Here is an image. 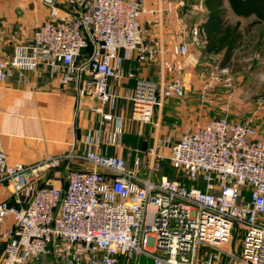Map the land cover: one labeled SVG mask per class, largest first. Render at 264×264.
I'll use <instances>...</instances> for the list:
<instances>
[{
  "label": "built area",
  "instance_id": "built-area-1",
  "mask_svg": "<svg viewBox=\"0 0 264 264\" xmlns=\"http://www.w3.org/2000/svg\"><path fill=\"white\" fill-rule=\"evenodd\" d=\"M54 1L45 0L52 17L36 28L32 42L17 46L12 55L0 47V77L17 74L22 82L26 71L44 66L59 74L62 84L82 81V91L101 104L113 102L118 94L110 79L134 76L124 72L123 60L152 51L139 21L142 3L66 0L76 10L61 15ZM180 6L191 8L186 1ZM164 10L170 8L152 11ZM191 34L194 44H205L200 26ZM89 42L94 45L91 58L77 64ZM180 50L186 54L188 45L182 43ZM83 73L89 78L82 80ZM226 83L231 85V78ZM186 90L182 77L164 82L136 78L129 95L134 118L159 127L157 109L168 99L182 98ZM208 94L204 86L202 96ZM255 103L264 109V95ZM96 111L114 119L102 107ZM110 141L121 145L119 125ZM87 142L94 144V137ZM144 154L146 163L137 152L129 164L123 156L89 147L74 157L93 168L71 170L65 187L37 186L63 156L10 162L0 131V185L15 200H0V224L10 223L0 228L6 238L2 264H42L47 258L63 264H140L142 256L154 264H264V137L253 117H211L178 137L158 135ZM166 160L192 186L155 173Z\"/></svg>",
  "mask_w": 264,
  "mask_h": 264
},
{
  "label": "crops",
  "instance_id": "crops-1",
  "mask_svg": "<svg viewBox=\"0 0 264 264\" xmlns=\"http://www.w3.org/2000/svg\"><path fill=\"white\" fill-rule=\"evenodd\" d=\"M138 1L143 5L139 21L144 29V43L152 51L145 54L134 52L130 59L123 60L124 72L134 76L110 79L112 88L118 94L113 102L101 104L82 91V81L62 84L59 74L44 66L36 71H26V78L22 82L17 74L0 77V131L10 162L29 164L48 155L63 156L61 165L47 172L37 182V186L65 187L71 170L93 168L91 164L74 157L84 154L89 147L99 153L123 156L129 164L133 163L134 155L140 152L146 163L144 152L158 135L174 133L178 137L182 132L204 124L211 118L196 106L185 101L183 104L185 96H196L200 89L207 86L205 81H213L207 78L203 66L208 60L220 57L205 53V44H194L192 41V29L201 26L206 20L204 0ZM183 1L189 2L191 8L180 6ZM54 4L61 8V15L76 10L66 0H55ZM225 7L226 16L231 22L240 20L245 26L255 20V16H237L228 2ZM157 8L170 10L159 13L152 11ZM187 10L188 14L185 13ZM51 12L52 7L45 6L42 0H0V47L12 55L17 46L32 42L36 28L52 17ZM252 30L261 32L256 41L262 51L260 58L264 59V25L257 24ZM182 43L188 45L186 54L180 50ZM93 51L94 45L89 43L76 58V63L87 62ZM118 55L122 57L124 51L119 50ZM259 71L264 72V63ZM82 77L85 80L89 75L83 73ZM176 77H182L186 82L185 96L181 102H177L179 98L168 99L157 109L155 120L160 123L159 127L136 120L133 116V103L129 98L136 78L164 82ZM97 107H102L105 113L113 114L114 119H104V114L96 111ZM254 107L241 120L253 117L264 137V109H259L256 104ZM224 111L227 117L239 120L230 109L225 108ZM118 125L122 135L120 146L110 141V135ZM88 136L94 137V144L87 142ZM8 198L12 203L15 202L7 186L1 184L0 200ZM22 198L23 205H26L25 195ZM9 224L1 223L0 228ZM5 244L6 238L0 236V264ZM47 260L42 264H46Z\"/></svg>",
  "mask_w": 264,
  "mask_h": 264
},
{
  "label": "rangeland",
  "instance_id": "rangeland-1",
  "mask_svg": "<svg viewBox=\"0 0 264 264\" xmlns=\"http://www.w3.org/2000/svg\"><path fill=\"white\" fill-rule=\"evenodd\" d=\"M45 6L50 7L45 0H42ZM253 31V30H252ZM261 32L254 30L250 32V35L246 38L243 46L235 54L232 64L226 67H220L219 57L212 58L207 61V64L203 66L204 72L207 78H211L213 81H205L208 86L209 94L202 96V89L196 94V96H183L176 99L177 102L181 99L187 103L196 106L199 110L207 112L210 117H222L228 116L224 111L225 108L230 109L235 118L241 120L244 119L251 110L255 107V100L257 96L263 94L264 89V72L259 71L261 64L264 63V59L260 58L262 51L257 44L256 39L260 37ZM262 62V63H260ZM212 66V68H209ZM227 78H231V85L226 83ZM190 99V100H189ZM176 102V103H177ZM189 104V105H190ZM187 105V106H189ZM186 107V106H185ZM164 111V110H163ZM174 134V133H173ZM158 170L157 174H166L171 179L180 181L187 186H192V182L187 178L186 174L175 167L170 161H166ZM169 168L171 173L168 175V171L164 168ZM152 209V207H150ZM236 230L234 231L235 234ZM244 234L241 231L236 238V244H238V251H242L241 240ZM227 261L225 260L226 264ZM46 264H63L57 263L52 258H48ZM140 264H154L152 260L143 256L140 260Z\"/></svg>",
  "mask_w": 264,
  "mask_h": 264
},
{
  "label": "trees",
  "instance_id": "trees-1",
  "mask_svg": "<svg viewBox=\"0 0 264 264\" xmlns=\"http://www.w3.org/2000/svg\"><path fill=\"white\" fill-rule=\"evenodd\" d=\"M226 2L237 16H255V20L245 26L240 20L231 22L226 16ZM204 4L207 8V16L200 26L206 37L203 51L210 55H219L220 67H228L253 27L257 24L264 25V0H204ZM164 170L168 171V166ZM166 173L169 175L171 172Z\"/></svg>",
  "mask_w": 264,
  "mask_h": 264
},
{
  "label": "water",
  "instance_id": "water-1",
  "mask_svg": "<svg viewBox=\"0 0 264 264\" xmlns=\"http://www.w3.org/2000/svg\"><path fill=\"white\" fill-rule=\"evenodd\" d=\"M234 239H235V237H234ZM233 242H234V240H233Z\"/></svg>",
  "mask_w": 264,
  "mask_h": 264
}]
</instances>
